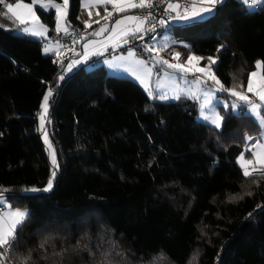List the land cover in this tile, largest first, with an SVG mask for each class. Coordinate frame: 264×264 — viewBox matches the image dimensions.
Instances as JSON below:
<instances>
[{"label":"trees","instance_id":"obj_1","mask_svg":"<svg viewBox=\"0 0 264 264\" xmlns=\"http://www.w3.org/2000/svg\"><path fill=\"white\" fill-rule=\"evenodd\" d=\"M68 12L70 31L83 32L71 59L46 54L42 40L0 16V192L30 213L5 264L29 256L28 264H264V176L245 177L237 161L246 137L262 132L255 117L224 109L216 129L198 120L196 100L153 99L99 57L69 71L81 37L106 21L85 28L81 0H69ZM37 14L57 35L53 12ZM167 30L189 45L166 52L216 57L225 87L246 91L257 62L264 64V5L226 0L208 18L170 21ZM150 40L139 44L143 57ZM48 88L59 169L50 192L25 193L52 173L37 129Z\"/></svg>","mask_w":264,"mask_h":264},{"label":"snow or ice","instance_id":"obj_2","mask_svg":"<svg viewBox=\"0 0 264 264\" xmlns=\"http://www.w3.org/2000/svg\"><path fill=\"white\" fill-rule=\"evenodd\" d=\"M223 0H199V6L193 2L190 7L183 6V11H179L182 8L180 3L167 2L165 9L166 13L175 12V16H170V19L174 20H195L198 18H203L204 14L212 13L215 11L216 5L222 3ZM245 5L249 4V0H242ZM0 4L4 6L6 11H0V16L6 17L12 21L17 29L21 30L22 33L31 35L38 38H46L48 36L49 27L44 23L40 16L37 14L36 6L44 12H53V22L54 31L57 35L61 33L64 35H71L73 37V43H76V33L74 30L70 31L71 24L68 20V9L69 0H31L30 3H26L25 0H15L14 3H6L5 0H0ZM111 6L109 10L108 6ZM264 5V0H251L250 7L257 8ZM155 6L154 0H83V8L87 10V15L89 19L84 20L83 24L85 28H91L93 23L100 24V20L106 21L101 25L96 31L92 32L91 35L95 37H100L104 33H108L105 40H89L84 44L83 60H73L71 64L68 65V70L70 71L74 65H78L82 62H86L91 55H103L105 51L108 50L109 46L115 48L119 47L121 44L127 45L136 39H143V35L147 32H155V24L150 27H146L152 13L148 12L146 15H124L122 18L115 20L111 28H109L108 21H111L112 17L116 13H127L132 9H152ZM103 7L104 15L101 16L99 8ZM95 15L100 19L95 21L92 20L93 10ZM166 20H160V25H165ZM4 27V25H0ZM81 39H86L81 37ZM61 47L59 40H56L55 44H48L44 48V52L48 53L50 51H55L56 55L59 57V48ZM163 47H167L165 44ZM185 47H188L185 45ZM223 47V46H221ZM144 51L151 55V62L153 67L156 65L166 66L168 69H172L175 72L181 74L191 73L195 76V79L191 82L194 87L183 90L180 94L169 95L166 92H162L158 96L155 95L150 86L151 78L153 76V67L149 66L150 61L146 59H140L137 57L135 51L129 49L127 56L116 57L119 61L130 62L134 64L139 71H132V75L143 85L145 91L148 93L149 97L159 100L168 99H180L181 94L189 99L200 101L203 97L201 103V111L207 113L202 116V119L208 122L211 126L216 129L222 127V122L224 116L220 112L216 111V105L222 104L223 108L227 109L229 107L227 102L216 101V93L224 92L228 93L235 100L232 102V108H240L241 105L248 106V111L254 115L261 128H264V114H262V109H264V64L257 62L256 69L250 73L246 91L237 90V86L225 87L223 82L216 76L212 69V65L216 63V60L212 57H208V65L205 67L200 66V61L205 59L196 55H189L185 63H180V53L175 52L173 59L176 63H171L169 60L164 59L160 55L161 49L155 48L152 44L145 45ZM202 74L196 76V74ZM63 80L64 77H59ZM209 81H211V86H209ZM241 88L244 86L241 85ZM247 93H252L260 103L252 99ZM54 92L52 88L48 89L47 94L43 97V104L41 105L43 111L39 113V131L44 135V141L48 145L49 152L51 155L53 168L58 170L59 163L56 158L55 150L52 147V143L48 138V132L45 129L46 118L50 107V99L53 97ZM247 140L251 141L254 137L247 136ZM264 133L261 135V140H258L255 144H252L247 150L252 153L251 159H246L244 155H241L240 165L243 170V175L245 177L251 178L255 175L264 176ZM56 170L51 173V178L47 182V187L43 191H50L53 187V181L56 177ZM256 182V181H254ZM30 191H39V189L33 188ZM247 195H252L251 192ZM243 199V196L233 197V199ZM30 213L27 210H9L5 213H0V264H5L7 259L8 250L13 247V243L17 237L18 228L22 227L24 222L29 217ZM43 248V244H41ZM27 257L23 264H28Z\"/></svg>","mask_w":264,"mask_h":264},{"label":"rangeland","instance_id":"obj_3","mask_svg":"<svg viewBox=\"0 0 264 264\" xmlns=\"http://www.w3.org/2000/svg\"><path fill=\"white\" fill-rule=\"evenodd\" d=\"M226 0H223V2L222 3H224ZM26 3H30L31 1H25ZM7 3H9V2H7ZM10 3H14V2H10ZM222 3H220V4H222ZM219 4V3H218ZM250 5H251V3H250V0H249V4H248V7L249 8H252V9H255V8H253V7H250ZM197 6H199V4H197ZM37 8H39V6H36V11H37ZM68 11H69V9H68ZM100 11V10H99ZM101 12V11H100ZM214 12H212V13H208V14H204L203 15V18H198L197 20H204V19H206V18H208L209 16H211L212 14H213ZM135 15V14H134ZM182 21H186V23H190V22H193V20H182ZM114 22H115V20H113L112 22H107L108 24H109V28H111V26H112V24H114ZM106 23V22H105ZM104 24V23H103ZM102 24V25H103ZM49 27V26H48ZM100 27V26H99ZM98 27V28H99ZM96 31V30H95ZM49 32H50V28H49ZM49 32H48V36L46 37V38H38V37H34V36H31V35H27V34H24V33H22V31L21 30H19V29H17L16 30V33H18V34H21V35H24V36H29V37H31V38H34V39H39V40H42L43 41V51H44V48L48 45V44H55V42H52L51 40H50V34H49ZM94 32V31H93ZM107 35H108V33H104V35H102V36H100V37H95V36H92V35H90V36H88V37H86V39H84V40H82V44H85V43H87L89 40H93V39H99V40H105L106 39V37H107ZM175 43H179V44H181V45H189L187 42H178V41H175L174 39H172L171 38V34L168 32V30L167 31H165V32H163L162 34H160V35H158V36H156L155 38H153V39H151L150 41H149V44H152L155 48H159V49H161V51H160V55L164 58V59H168L169 58V60L170 59H172V60H174V62L172 61V63H176L177 61L175 60V59H173V57H174V54H175V52H178V51H172L170 54L168 53V52H166V50H167V48H169L172 44H175ZM165 44H167V47L165 48V47H163ZM52 52H54V51H50V52H48V53H46V54H50V53H52ZM81 53H80V55L79 56H77L75 59H73V60H83V53H82V51H80ZM180 53V52H179ZM165 54V55H164ZM181 54V53H180ZM151 55L152 54H149V53H147V57H145L147 60H149L150 62H151ZM168 55H170V56H168ZM189 55H196V56H200V55H197V54H195V53H190V54H188L187 56H185V57H183L182 55H180V59H179V62L180 63H185L186 62V60H187V57L189 56ZM200 57H202V56H200ZM213 59H215L216 60V63H217V61H218V59L216 58V57H212ZM72 60V61H73ZM72 61H69V63H68V65L69 64H71L72 63ZM170 62V61H169ZM258 62H261L262 63V60H259ZM152 63V62H151ZM216 63L214 64V65H212V69H213V71L215 72V69H214V66L216 65ZM89 64V67H92V64H90V63H88ZM208 65V60H206V59H203V60H201L200 61V66L201 67H205V66H207ZM67 69H68V67H67ZM158 69L159 70H161V72L163 71L164 73H165V71L166 72H169V71H174V70H172V69H168L166 66H162V65H158V68H157V72H156V76L157 75H159V71H158ZM72 70V69H71ZM253 71H257V69L255 68ZM252 71V72H253ZM175 72V71H174ZM111 74V73H110ZM168 75H169V73H167ZM215 74H216V72H215ZM114 75H117V74H114ZM175 75H176V77L174 78V85L172 86V88L170 89V92L171 93H173V94H180V93H182L183 92V90H185V89H188V88H190V87H194V85H192V81L195 79V76L193 75V74H191V73H188V74H181V73H178V72H175ZM199 75H202V74H199V73H197L196 74V76H199ZM123 76H126V75H123ZM216 76L218 77V75L216 74ZM219 78V77H218ZM180 79H181V81H180ZM209 86H211V81H209ZM49 89V88H48ZM48 89H47V91L45 92V95L47 94V92H48ZM238 90V89H237ZM239 91H241V90H239ZM154 93V92H153ZM249 96L250 95H253V94H249V93H247ZM44 95V96H45ZM251 97V96H250ZM252 99H254V100H256V98L255 97H252ZM51 100V99H50ZM202 100H203V97H201V100L200 101H198V103H199V114H198V120H200V121H203V122H206V121H204L203 119H202V116L204 115V114H206L207 113V110H205V112H202L201 111V103H202ZM235 100V98L234 97H224V96H222V92H218V93H216V100H214L213 101V103L214 104H216V101H223V102H227L228 103V105H229V107L227 108V109H225V108H223V106H222V104H217L216 105V111H218V112H220V114L223 116V114H222V112H223V110L225 109L226 111H233L234 113H239V108H236V109H233L232 108V102ZM256 102L257 103H260V101L257 99L256 100ZM43 104V99H42V102H41V105ZM50 104H51V102H50ZM245 108L247 109L248 108V106H245ZM50 110H51V108L49 107V111H48V114H47V118H46V124H45V129H46V131L48 132V138H49V140L51 141V143H52V147H53V149L55 150V153H56V158H57V161H58V163H59V160H58V150H57V146H56V143H55V141H54V139H53V132H52V130H51V127H50ZM43 111V109H42V107H40V110L38 111V114H37V116H38V127H37V129H39V113H41ZM262 114H264V109H262ZM258 121V120H257ZM206 123H208V122H206ZM223 123V122H222ZM39 131V130H38ZM40 133H41V137H42V140H43V142H44V145H45V147H46V150H47V154H48V157H49V160H50V162H51V167H52V171L53 170H56V169H54L53 168V165H52V160H51V155H50V152H49V148H48V145L45 143V141H44V135H43V133L41 132V131H39ZM262 133H264V128H262V132H261V134L260 135H262ZM251 137H253V136H251ZM260 137L261 136H258V137H255L254 139H253V141H255V142H257L259 139H260ZM252 145V141H249V140H247V143H246V145H245V149H244V151L238 156V161H239V163H240V160H239V158H240V156L241 155H244L245 156V158L246 159H251L252 158V154L251 153H249V151L247 150L250 146ZM56 174H57V170H56ZM51 178V177H50ZM54 181H55V179H54ZM54 181H53V187H52V189L54 188ZM47 187V184L45 185V186H43L42 188H39V187H31V188H29V189H26L25 190V193H36V192H50V191H43V189H45ZM33 188H36V189H39V191H30V189H33ZM0 207H4V209L2 208V209H0V213H5V212H7V211H9V210H16L17 208H14V207H12L11 206V203H10V201L7 199V196H6V194L4 193V192H0ZM20 210H22V211H24V210H27V209H25V208H19ZM28 211V210H27ZM29 212V211H28Z\"/></svg>","mask_w":264,"mask_h":264},{"label":"crops","instance_id":"obj_4","mask_svg":"<svg viewBox=\"0 0 264 264\" xmlns=\"http://www.w3.org/2000/svg\"><path fill=\"white\" fill-rule=\"evenodd\" d=\"M250 3H251V0H250ZM81 4H82V7H83V0H81ZM109 7V10H111V6L109 5L108 6ZM135 9H132V10H130L129 12H127V13H124V14H122V15H119L118 17H116L115 19H113V20H116V19H118V18H122V16H124V15H134V13L133 12H131V11H134ZM112 20V21H113ZM196 20V19H195ZM170 22V21H169ZM171 22L172 23H185L186 21H182V20H174V19H171ZM103 23H105V22H103ZM103 23H101L100 24V26L103 24ZM86 38V37H85ZM82 40H84V39H82ZM97 40H99V39H97ZM148 45H149V43H148ZM80 46H81V48L80 49H78V55H80V51H82V53L84 52V44H82V41H81V44H80ZM128 46V44L127 45H124V44H121L119 47H115V48H113V47H111V45L109 46V48H108V50L107 51H105L104 52V54L103 55H91L87 60H89V59H92L93 57H99V58H101V62L102 63H104V65L106 66V68H107V71L109 72V73H111V74H117V75H121V76H123V75H126V76H128V77H132L133 79H135L137 82H139L131 73H132V71H139V69L134 65V64H131L130 62H125V61H119V60H117L116 59V57H119V56H127V52H128V50L130 49H125L126 47ZM60 49L61 48H59V52H60ZM131 50H133V51H135L136 52V54H137V57L138 58H140V59H146L145 57H143V56H140L138 53H137V51L135 50V49H131ZM55 52V51H54ZM147 60V59H146ZM166 60H169V58L168 59H166ZM171 63H172V61L174 62V60H172V59H170L169 60ZM83 63H85V62H82V63H80V64H78V65H74L75 67H78V66H80L81 64H83ZM149 66L150 67H153V64L150 62L149 63ZM157 68H158V65H156L155 67H153V76H152V78H151V83H150V86H151V88H152V91L154 92V94L155 95H159V94H161L162 92H166V93H168L170 96L171 95H173V93H171L170 92V89L172 88V86L174 85V78L176 77V75H175V72L174 71H169V72H166L165 71V73L162 71L161 72V70H159L158 69V71H159V75H157L156 76V72H157ZM263 71V70H262ZM167 73H169V75L167 74ZM180 81H181V79H180ZM140 83V82H139ZM141 84V83H140ZM142 85V84H141ZM143 86V85H142ZM249 94H252V93H249ZM182 96H184L183 94H181V96L180 97H182ZM228 97H230V95H228ZM227 97V98H228ZM175 100H177V99H175ZM256 100H257V98H256ZM197 101V100H196ZM198 102V101H197ZM241 109H243V111L245 112V113H248V114H251L249 111H248V108L246 109L245 108V106L244 105H241V107L239 108V112L241 111ZM252 115V114H251ZM252 116H254V115H252ZM255 117V116H254ZM255 119L257 120V118L255 117ZM258 122V121H257ZM259 123V122H258ZM260 125V124H259ZM259 136H261V135H259ZM256 137H258V136H256ZM255 138V137H254ZM259 140H261V137H260V139ZM252 141V144H255L256 142L255 141H253V140H251ZM261 142H264V141H261ZM249 153H251L250 151H249ZM252 154V153H251ZM237 161H238V159H237ZM238 163H239V161H238ZM239 165H240V163H239ZM240 167H241V165H240Z\"/></svg>","mask_w":264,"mask_h":264},{"label":"built area","instance_id":"obj_5","mask_svg":"<svg viewBox=\"0 0 264 264\" xmlns=\"http://www.w3.org/2000/svg\"><path fill=\"white\" fill-rule=\"evenodd\" d=\"M167 2H172V3H180L182 5V8L179 11H183V6H189L195 2L196 4H199V0H154L155 6L152 9H141L142 11L136 13L135 15H141L144 16L148 12L152 13V17L150 18L148 23L146 24V27H150L151 25L155 24L156 30L155 32H147L146 34H140L143 35V40L145 38H150L153 39L159 34L165 32L168 28L169 21H171L170 16H175V12H169L166 13L165 9L167 6ZM166 20L167 23L165 25H160L159 21L160 20ZM76 33V39L83 33L82 31H75ZM50 40L52 42H56V40H59L60 45H61V55L64 56L65 58L71 59L76 56V49L74 47L73 43V37L71 35H52L50 37ZM141 40L136 39L132 41L130 44L125 49H135L137 53L140 56H143L142 50H139V44ZM251 97H254L253 95H250ZM256 98V97H255Z\"/></svg>","mask_w":264,"mask_h":264}]
</instances>
